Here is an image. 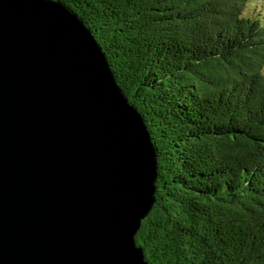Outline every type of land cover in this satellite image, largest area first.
Listing matches in <instances>:
<instances>
[{
    "label": "trees",
    "instance_id": "1",
    "mask_svg": "<svg viewBox=\"0 0 264 264\" xmlns=\"http://www.w3.org/2000/svg\"><path fill=\"white\" fill-rule=\"evenodd\" d=\"M101 47L157 156L149 264H264V4L60 0Z\"/></svg>",
    "mask_w": 264,
    "mask_h": 264
},
{
    "label": "water",
    "instance_id": "2",
    "mask_svg": "<svg viewBox=\"0 0 264 264\" xmlns=\"http://www.w3.org/2000/svg\"><path fill=\"white\" fill-rule=\"evenodd\" d=\"M146 124L82 18L0 0V264H149Z\"/></svg>",
    "mask_w": 264,
    "mask_h": 264
},
{
    "label": "rangeland",
    "instance_id": "3",
    "mask_svg": "<svg viewBox=\"0 0 264 264\" xmlns=\"http://www.w3.org/2000/svg\"><path fill=\"white\" fill-rule=\"evenodd\" d=\"M264 4V0H252L250 3V7L249 8H254V11H258V14L260 13V8H261V4Z\"/></svg>",
    "mask_w": 264,
    "mask_h": 264
}]
</instances>
